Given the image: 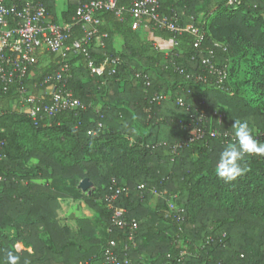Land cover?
Listing matches in <instances>:
<instances>
[{
  "label": "trees",
  "instance_id": "1",
  "mask_svg": "<svg viewBox=\"0 0 264 264\" xmlns=\"http://www.w3.org/2000/svg\"><path fill=\"white\" fill-rule=\"evenodd\" d=\"M15 1L41 3L49 20L58 24L55 0ZM158 1L161 14L176 15L178 24L204 31L202 49H213L220 64H227L226 83L217 87L195 78L206 73L204 55L193 47L188 32L173 34L148 21L131 29L132 0H117L125 8L122 17L113 11L96 13L99 32L105 34L101 45L91 44L88 56L68 55L70 75L64 88L85 109L61 110L35 123L25 112L17 85L4 89L0 83V261L11 251L20 264L25 259L31 264H104L106 241L123 239V230L111 226L104 198L114 181L128 187L116 205L125 207L127 218L138 225L136 243L127 250L129 264H264V213L248 204L249 198L264 196V157H246L244 174L225 183L214 169L219 153L233 141L206 136L182 144L175 153L170 150L185 141L188 124H203L191 120L200 111L206 114V128L220 132L233 134V122L247 120L254 138L264 143V45L244 44L238 22L209 20L240 10L253 18L245 25L258 22L264 35V0H239L237 7L227 0ZM76 5L77 0H67L60 14L63 24H69V39L81 36L72 20ZM41 52L23 79L24 96L38 97L43 89L40 98L47 101L51 84L42 80L58 69L60 58ZM89 61L104 64L103 73H91ZM240 62L247 65L241 85L252 91L241 103L245 112L236 117L231 110L224 112L210 92L227 91ZM137 73L147 77L148 86ZM155 93L167 98L152 101ZM179 97L184 105L177 103ZM218 114H223L219 121ZM30 159L35 163H28ZM85 177L96 189L104 186L80 196L94 216H68L58 202L68 196L62 188L76 187ZM161 220L167 226L157 228Z\"/></svg>",
  "mask_w": 264,
  "mask_h": 264
},
{
  "label": "built area",
  "instance_id": "2",
  "mask_svg": "<svg viewBox=\"0 0 264 264\" xmlns=\"http://www.w3.org/2000/svg\"><path fill=\"white\" fill-rule=\"evenodd\" d=\"M239 0H227V4L237 7ZM123 6H118L117 0H77V5L72 17L73 23L81 29V36L69 39L67 31L69 24L59 25L49 20L44 6L39 2L27 1L18 5L15 0L8 4L5 0H0V83L3 88L15 84L22 95L21 102L25 105V112L37 123V119H45L58 111L66 109H85L86 105L74 97L72 92L64 88V78L70 75L69 63L67 62L69 53H80L88 56V48L91 44L101 45V38L105 34L99 32L100 20L96 13L105 10L113 11L116 16L122 17ZM129 10V24L131 29H137L144 21L151 22L154 26L164 28L173 34L188 32L193 37V47L204 56L201 59L204 75H196V79L203 83H213L217 87H223L228 78L227 64H220L213 49L207 47L202 49L205 40V33L199 27L189 24L182 26L177 23L176 15H166L159 12L158 0H132ZM176 45V42H173ZM216 47H225L214 42ZM59 55L60 64L51 74L44 76L42 82L50 83L47 101L40 97L24 96L26 88L23 84L29 67L36 61L37 56L42 50ZM107 61V60H106ZM113 61V60H112ZM114 62V61H113ZM174 66V65H173ZM91 73L101 75L104 64L95 66L92 61L88 62ZM175 70L183 72L182 68L174 66ZM140 76L141 73H137ZM145 84L149 81L145 75ZM164 93H155L152 101L160 102L166 99ZM179 105H184L183 100L177 98ZM186 110L189 107L186 106ZM40 113V115L38 114ZM223 114H218V121ZM202 122L201 126L188 124L187 135L184 142H178L170 146L171 153L182 146L195 141L204 139L206 136L211 138L219 137L224 142H231L234 134L229 131L220 132L211 127L206 128V114L200 111L198 116L191 114V120ZM100 126V123L98 124ZM90 133V131L88 132ZM139 188H144L140 184ZM128 187H119L113 181L108 187V192L104 198L106 207L110 211L111 226L123 230V239H109L102 248L104 264H129L127 250L136 243L137 222L126 216L125 207L116 205V200L123 192H127ZM156 194L155 189L151 190ZM119 250L123 251L120 256Z\"/></svg>",
  "mask_w": 264,
  "mask_h": 264
},
{
  "label": "rangeland",
  "instance_id": "3",
  "mask_svg": "<svg viewBox=\"0 0 264 264\" xmlns=\"http://www.w3.org/2000/svg\"><path fill=\"white\" fill-rule=\"evenodd\" d=\"M66 2L67 0H55V7H56V17H57V23L59 25H62V19L60 18V14L63 10L66 8ZM248 18H251L250 15H247L240 10L236 12H232L229 10H226L222 14H216L211 16L209 20L216 22L217 24H225L227 22H238L241 24L244 33L246 35V41H243L245 44L247 42V45H264V35L261 33V29L258 26V22H255L254 25L247 26L245 25L244 21H246ZM253 19V18H251ZM246 64L244 62H240L238 64V71L236 75H234L230 80V86L228 87L227 91H218L213 90V92H210L212 96H215L219 102L218 106L221 107L224 112H229L230 110L233 111L236 115V117L241 116L245 109L241 107V103L248 100L251 95L250 92H246L245 87L241 85L243 81V73L246 70ZM238 84V86L236 85ZM237 87H236V86ZM44 94L43 89H40L37 92V96H42ZM114 155L111 154V157ZM54 187H60L57 182H54ZM104 186L102 185L98 189H96L95 185H91L86 190H81V188L77 185L75 186H68L65 188H62L68 196L66 198L59 199V205L61 206L63 212L68 216H76V214H81L80 211V200L82 194H87L89 190H103ZM98 191V192H99ZM98 202L101 203V199H98ZM253 203V207L257 210L258 213H264V196H255L249 198V203ZM168 205L170 209H175L176 205L172 200H168ZM90 209V208H88ZM90 211H92L90 209ZM91 213L94 214L92 211ZM83 214V213H82ZM167 226V222L161 220L157 223V228H163ZM104 234V230H103ZM207 238H210L209 236Z\"/></svg>",
  "mask_w": 264,
  "mask_h": 264
},
{
  "label": "clouds",
  "instance_id": "4",
  "mask_svg": "<svg viewBox=\"0 0 264 264\" xmlns=\"http://www.w3.org/2000/svg\"><path fill=\"white\" fill-rule=\"evenodd\" d=\"M233 142L227 144L219 153L215 164V173L225 183L236 180L247 170L242 166L246 157H264V143L254 138L247 120L233 122ZM21 258L9 251L0 264H20ZM23 264H31L27 259Z\"/></svg>",
  "mask_w": 264,
  "mask_h": 264
},
{
  "label": "crops",
  "instance_id": "5",
  "mask_svg": "<svg viewBox=\"0 0 264 264\" xmlns=\"http://www.w3.org/2000/svg\"><path fill=\"white\" fill-rule=\"evenodd\" d=\"M63 25V24H62ZM42 52H40V55ZM28 163H31V164H34L35 163V160L34 159H30ZM80 211L79 212H82L81 214H76V216L78 217H81V216H84V217H88V218H92L94 216L93 213H91L92 211H90V209H88V206L85 204V202L83 200H80ZM101 231V230H100ZM99 236L100 237H103V234L101 232H99ZM16 249L17 250H21L23 248L22 244L21 243H17L15 245Z\"/></svg>",
  "mask_w": 264,
  "mask_h": 264
},
{
  "label": "water",
  "instance_id": "6",
  "mask_svg": "<svg viewBox=\"0 0 264 264\" xmlns=\"http://www.w3.org/2000/svg\"><path fill=\"white\" fill-rule=\"evenodd\" d=\"M93 183L87 178H83L82 180H80L78 186L81 188V190H86L87 188H89Z\"/></svg>",
  "mask_w": 264,
  "mask_h": 264
}]
</instances>
